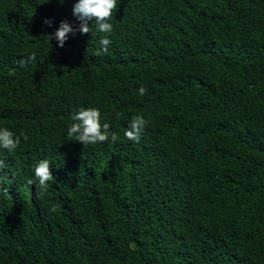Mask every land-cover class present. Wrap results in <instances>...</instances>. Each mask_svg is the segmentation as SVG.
<instances>
[{"label": "trees", "instance_id": "trees-1", "mask_svg": "<svg viewBox=\"0 0 264 264\" xmlns=\"http://www.w3.org/2000/svg\"><path fill=\"white\" fill-rule=\"evenodd\" d=\"M77 2L0 0V264H264V0H117L111 34ZM81 108L116 143L69 138Z\"/></svg>", "mask_w": 264, "mask_h": 264}, {"label": "clouds", "instance_id": "clouds-1", "mask_svg": "<svg viewBox=\"0 0 264 264\" xmlns=\"http://www.w3.org/2000/svg\"><path fill=\"white\" fill-rule=\"evenodd\" d=\"M63 3V0H60ZM117 9V0H78L73 6V14L80 21L79 31L81 34L90 33L89 22L94 21L97 31L100 33L111 34L113 29V13ZM48 26H51L50 21H45ZM75 30L68 22H61L59 28L52 35L46 36L49 42L55 39L59 47H63L68 35L74 34ZM111 44L110 39L105 36L100 40V50L95 52L96 56L102 53L106 54L108 46ZM35 59V54L19 61L21 67L25 66L29 61ZM147 89L141 87L139 94L144 96L147 94ZM117 118L123 114L117 112ZM73 123L68 128L67 135L75 142L87 146L96 145L98 143H116L118 136L110 131L108 123H101V113L97 108H81L71 117ZM147 121L142 115L132 116L128 125V130L125 136L128 140L139 143L141 135L144 132ZM23 135V134H22ZM27 140V136L23 137ZM21 144V136L16 135L8 128H0V148L6 149L9 153H14ZM50 161L47 159L41 160L34 168L35 178L38 180L37 188L41 193H46L49 189L50 181L54 180L50 170ZM6 167L4 161L0 160V170ZM6 179L0 176V191L8 192L7 187H3V181ZM12 183V179H8V184ZM32 185V181H28ZM56 206L49 209L50 212H55Z\"/></svg>", "mask_w": 264, "mask_h": 264}]
</instances>
